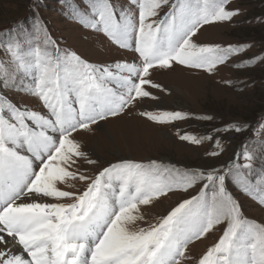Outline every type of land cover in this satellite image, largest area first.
<instances>
[{"label": "snow or ice", "instance_id": "1", "mask_svg": "<svg viewBox=\"0 0 264 264\" xmlns=\"http://www.w3.org/2000/svg\"><path fill=\"white\" fill-rule=\"evenodd\" d=\"M59 2L73 23L132 55L104 63L82 58L60 47L36 13L30 31L0 41V264H264V223L248 218L228 187L264 206V120L222 122L197 135L177 127L193 118L189 113L142 107L167 91L153 79L157 73L179 68L215 77L221 67L264 65V46L248 56L252 44L199 42V33L236 23L242 10L234 0ZM134 110L172 126L182 142H210L205 156L213 162L101 161L78 139ZM245 131L252 143L217 159L225 138ZM191 191L165 214H148L162 197ZM214 233L218 239L194 256L190 246Z\"/></svg>", "mask_w": 264, "mask_h": 264}, {"label": "rangeland", "instance_id": "2", "mask_svg": "<svg viewBox=\"0 0 264 264\" xmlns=\"http://www.w3.org/2000/svg\"><path fill=\"white\" fill-rule=\"evenodd\" d=\"M233 7H239L242 14L234 24H224L209 28L198 34L201 43L252 44L247 52L253 56L264 46V0H234ZM34 13L46 22L52 37L62 48L75 50L82 58L104 63L117 59H129L131 53L118 49L115 45L90 30L73 23L65 14L59 0H0V41H5L14 31L31 30ZM5 57L0 54V59ZM167 91L157 92L159 101H146L142 107L154 108L159 105L166 110H181L190 114L191 119L177 122L182 132L197 135L212 133L214 127L222 122L241 121L255 126L264 120V65L254 64L247 70L233 67H221L215 77L196 71L177 69L175 72L164 71L153 77ZM231 81V84L225 83ZM156 91V90H154ZM17 103H24L25 97L17 93H8ZM212 115L214 120L195 119L199 115ZM116 120V121H115ZM215 135V133H213ZM250 132L231 135L225 138L223 155L217 159L228 160L235 153L242 151L249 139ZM78 139L94 158L101 161L131 159L136 162L155 160L164 164L188 168L208 167L213 162L205 153L213 147L210 142L194 146L178 139L170 125H157L138 115V110L128 115L101 122L93 126L91 132H81ZM96 166L83 164V168L93 170ZM257 159L253 166V176L260 169ZM83 170V169H82ZM88 174H93L90 171ZM230 192L239 197L244 214L264 223V206L242 195L237 186L229 183ZM195 194L176 193L170 198H161V202L149 207L147 212L153 218L165 214L166 209L174 207L182 198ZM145 226V225H142ZM219 233L209 234L190 246L191 253L199 256L206 247L218 239Z\"/></svg>", "mask_w": 264, "mask_h": 264}, {"label": "bare ground", "instance_id": "3", "mask_svg": "<svg viewBox=\"0 0 264 264\" xmlns=\"http://www.w3.org/2000/svg\"><path fill=\"white\" fill-rule=\"evenodd\" d=\"M116 121V120H115Z\"/></svg>", "mask_w": 264, "mask_h": 264}]
</instances>
